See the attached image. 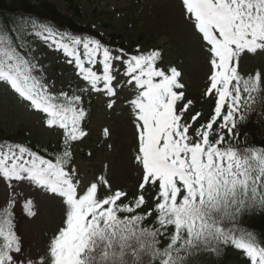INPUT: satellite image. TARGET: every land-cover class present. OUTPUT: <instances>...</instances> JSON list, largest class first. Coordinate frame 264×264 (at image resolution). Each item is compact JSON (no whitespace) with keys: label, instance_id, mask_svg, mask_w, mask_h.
Wrapping results in <instances>:
<instances>
[{"label":"snow or ice","instance_id":"6c2138e0","mask_svg":"<svg viewBox=\"0 0 264 264\" xmlns=\"http://www.w3.org/2000/svg\"><path fill=\"white\" fill-rule=\"evenodd\" d=\"M180 4L209 65L202 98L214 103L207 119L186 96L181 70L160 66V50L129 53L31 20L34 41L62 54L84 82L69 95L52 91L55 82L39 63L43 56L21 35L23 27L0 31V85L42 114L48 128L62 130L51 157L0 141V180L9 189L0 207V264H45L26 257L16 231L14 209L23 193L14 189L20 184L60 198L64 206L49 264H202V253L219 257L225 246L240 250L248 264H264V243L239 226L245 217L264 215V148L240 147L239 131L253 113L264 115V69H241L250 55L264 56V0ZM118 86L134 92L127 103L141 178L131 196L113 189L104 174L82 184L74 163L73 148L88 135L85 97L103 94L112 109ZM20 206L25 221L33 222L34 199L24 197Z\"/></svg>","mask_w":264,"mask_h":264},{"label":"rangeland","instance_id":"374dc122","mask_svg":"<svg viewBox=\"0 0 264 264\" xmlns=\"http://www.w3.org/2000/svg\"><path fill=\"white\" fill-rule=\"evenodd\" d=\"M47 2L76 25L100 34L107 45L111 44V38L116 37V44L122 41L132 49L164 48L169 65L181 70L186 96L196 101V110L203 114L201 119L210 116L214 102L210 98H202L208 87L209 65L199 37L184 20L180 0ZM78 7L79 15L74 10ZM35 55L43 56L39 63L45 67L48 80L55 82L52 91L59 92L70 86L74 77L79 78L73 66L65 63L62 54L53 52L43 43L37 44ZM241 69L247 73L264 69V56L250 55L247 60L242 61ZM117 79L122 83L125 78L118 75ZM83 84V81H77L72 89L78 90ZM117 91V102L112 109L106 107L108 98L103 94L91 93L85 97L90 102L94 101L88 118L90 129L86 139L74 147V163L82 184H89L98 175L104 174L113 189H122L132 195L136 192L141 178L134 159L137 139L127 103V100L133 98L134 92L131 86H118ZM86 106L89 108V105ZM199 122L198 120L197 123ZM0 124L4 133L3 139L25 145L35 141L42 144L55 143L62 134L60 130L48 128L39 114L30 110L26 102H21L3 85H0ZM105 129L109 131L108 137L104 136ZM260 137L264 138V127ZM14 190L23 193L22 196H17L14 219L17 224L16 231L22 237L26 257L37 260L44 258L45 264H49L50 241L63 226L65 219L61 199L50 197L25 184H20ZM8 193L6 184L0 180V207L4 206ZM24 197H32L35 201L37 217L33 222L25 221L22 215L20 204ZM146 198L148 201L152 200L150 195ZM228 264H248V260L241 263L235 255Z\"/></svg>","mask_w":264,"mask_h":264},{"label":"trees","instance_id":"16d2710c","mask_svg":"<svg viewBox=\"0 0 264 264\" xmlns=\"http://www.w3.org/2000/svg\"><path fill=\"white\" fill-rule=\"evenodd\" d=\"M79 9V7L77 9L74 8L78 15L80 13ZM31 20H36L39 23L49 24L61 33H70L72 35H78L81 37L99 39L102 41V43L107 45L105 40H103L97 32L92 31L87 27L83 28L81 26L76 25L72 20L62 16L56 9V7L52 4H49L47 0H0V31L14 30L23 27L25 31L21 33V35H24L28 42L32 44L35 49H37V44L39 43V41H34V38L32 37L31 32L29 31L31 27ZM115 40L116 38H112V44L115 42ZM107 46L115 48L114 46ZM118 48L126 49V51L128 50L127 52L129 53L134 52V50L136 49L127 48L124 43L119 44ZM140 50L142 52H147L151 50L162 51L163 59L160 66L165 69L170 67L168 66L165 60V53L162 47ZM73 82L75 84L76 81L73 80ZM63 91L68 92L69 95H71L70 88L66 87ZM90 107H92V102H90ZM83 127L87 132L89 127L88 119L84 122ZM263 127L264 115H261L259 112L253 113L246 124L239 126L240 147L243 148L246 146H251L256 148H264V138L260 137V133ZM84 139L85 137L83 138V140ZM0 141H3V130L1 124ZM61 141L62 139L50 144H42L35 141L33 143H30L28 147L32 148V150L37 151L40 154H44L48 157H51L59 148ZM73 152L75 156L74 148ZM129 196H131L130 193ZM151 203L152 200L149 201V207L151 206ZM239 226L244 227L246 230L252 231L258 237V241L264 243V215L256 214L251 216L250 218L245 217L240 221ZM235 255L236 259L241 263L247 261V259L242 255L240 250H236L234 247L231 246H225L223 253L219 257L215 254L202 253L201 261L202 264H228L232 259H234Z\"/></svg>","mask_w":264,"mask_h":264}]
</instances>
